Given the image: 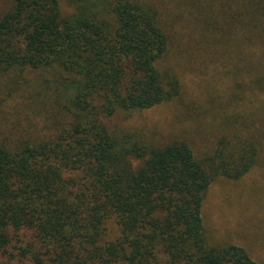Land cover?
Returning <instances> with one entry per match:
<instances>
[{"label":"trees","instance_id":"obj_1","mask_svg":"<svg viewBox=\"0 0 264 264\" xmlns=\"http://www.w3.org/2000/svg\"><path fill=\"white\" fill-rule=\"evenodd\" d=\"M255 168L264 0H0V264H264L204 215Z\"/></svg>","mask_w":264,"mask_h":264},{"label":"rangeland","instance_id":"obj_2","mask_svg":"<svg viewBox=\"0 0 264 264\" xmlns=\"http://www.w3.org/2000/svg\"><path fill=\"white\" fill-rule=\"evenodd\" d=\"M164 114V108L148 111L136 123H144V117L150 120L162 119L166 117ZM241 184L243 187L232 182L214 184L207 196L204 215L210 226L219 224L217 230L219 228L218 231L224 235L240 230L255 242H260L264 236L259 228L264 214V171L253 169ZM248 186H252L253 191H249Z\"/></svg>","mask_w":264,"mask_h":264}]
</instances>
